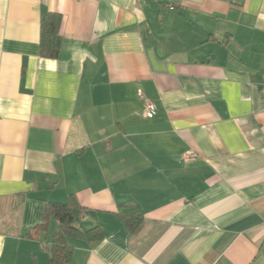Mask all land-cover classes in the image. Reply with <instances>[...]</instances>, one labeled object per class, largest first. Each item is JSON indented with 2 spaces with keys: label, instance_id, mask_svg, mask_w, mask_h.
I'll list each match as a JSON object with an SVG mask.
<instances>
[{
  "label": "crops",
  "instance_id": "1",
  "mask_svg": "<svg viewBox=\"0 0 264 264\" xmlns=\"http://www.w3.org/2000/svg\"><path fill=\"white\" fill-rule=\"evenodd\" d=\"M70 195L106 234L69 264H264V0H0V264H53L33 227Z\"/></svg>",
  "mask_w": 264,
  "mask_h": 264
},
{
  "label": "trees",
  "instance_id": "2",
  "mask_svg": "<svg viewBox=\"0 0 264 264\" xmlns=\"http://www.w3.org/2000/svg\"><path fill=\"white\" fill-rule=\"evenodd\" d=\"M62 14L48 12L41 20L40 51L47 58L59 57L62 34ZM83 208L74 195H70L65 202L46 201L40 223L33 230L47 231L51 220L58 223V228L51 235V241L46 244L53 264H69L74 255V247L68 238L75 237L89 243L102 240L106 234L105 227L97 224L89 229H82L77 225L76 210ZM117 217L130 231L135 232L144 219V213L135 201L120 203L115 211Z\"/></svg>",
  "mask_w": 264,
  "mask_h": 264
},
{
  "label": "built area",
  "instance_id": "3",
  "mask_svg": "<svg viewBox=\"0 0 264 264\" xmlns=\"http://www.w3.org/2000/svg\"><path fill=\"white\" fill-rule=\"evenodd\" d=\"M167 7L169 9H171V10H174L176 8V5L175 4L168 3L167 4ZM140 96H141V98L144 101V111H143V115L145 117H150V118L153 117L155 115V113H156V105H155L153 99L147 97L142 92H140ZM197 155H198V153L196 151L189 150V151L184 152L181 155V159L184 160V161H186V160L195 158Z\"/></svg>",
  "mask_w": 264,
  "mask_h": 264
},
{
  "label": "rangeland",
  "instance_id": "4",
  "mask_svg": "<svg viewBox=\"0 0 264 264\" xmlns=\"http://www.w3.org/2000/svg\"><path fill=\"white\" fill-rule=\"evenodd\" d=\"M56 226H57V224H56Z\"/></svg>",
  "mask_w": 264,
  "mask_h": 264
}]
</instances>
